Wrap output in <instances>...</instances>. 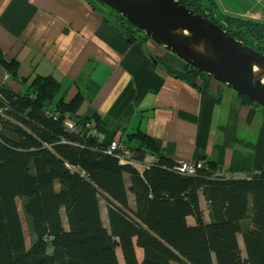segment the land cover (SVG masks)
Listing matches in <instances>:
<instances>
[{
  "label": "trees",
  "instance_id": "trees-1",
  "mask_svg": "<svg viewBox=\"0 0 264 264\" xmlns=\"http://www.w3.org/2000/svg\"><path fill=\"white\" fill-rule=\"evenodd\" d=\"M180 2L264 54L263 22L224 14L214 0ZM108 10L129 41L149 38ZM184 65L182 73L166 70L205 94L213 78ZM18 69L19 62L0 51V264H119L117 248L124 264H264V170L225 177L208 159L195 174H183L137 128L122 142L131 151L126 158L154 157L139 172L120 162L118 150L107 152L104 138L63 125L66 117L98 125V116L78 114L82 91L68 98L52 76H36L17 91L7 81L24 82ZM239 141L241 147L254 145ZM246 167L240 158L224 171L233 175Z\"/></svg>",
  "mask_w": 264,
  "mask_h": 264
},
{
  "label": "crops",
  "instance_id": "crops-1",
  "mask_svg": "<svg viewBox=\"0 0 264 264\" xmlns=\"http://www.w3.org/2000/svg\"><path fill=\"white\" fill-rule=\"evenodd\" d=\"M217 5L224 14L264 22V0ZM0 51L19 62L24 82L11 84L17 91L36 76L58 80L68 98L82 91L78 114L99 117L105 144L138 128L174 161L211 159L224 171L239 163V139L251 140L253 147L242 151L252 152V171L264 170V108L217 80L202 94L175 77L166 69L182 73L179 58L151 40L129 41L116 17L94 0H0ZM153 160L147 153L131 164L141 172ZM187 221L194 223L191 216Z\"/></svg>",
  "mask_w": 264,
  "mask_h": 264
},
{
  "label": "water",
  "instance_id": "water-1",
  "mask_svg": "<svg viewBox=\"0 0 264 264\" xmlns=\"http://www.w3.org/2000/svg\"><path fill=\"white\" fill-rule=\"evenodd\" d=\"M94 1L124 17L186 65L264 108V54L236 39L208 17L180 0ZM222 169L220 166L219 170Z\"/></svg>",
  "mask_w": 264,
  "mask_h": 264
},
{
  "label": "rangeland",
  "instance_id": "rangeland-1",
  "mask_svg": "<svg viewBox=\"0 0 264 264\" xmlns=\"http://www.w3.org/2000/svg\"><path fill=\"white\" fill-rule=\"evenodd\" d=\"M215 1V4H216V6H217V8H218V5H217V0H214ZM106 7V6H105ZM107 8V7H106ZM108 9V8H107ZM219 10V9H218ZM260 22H263V21H260ZM264 23V22H263ZM130 24V23H129ZM139 40H141V39H139ZM148 40H150L149 38H148ZM152 41V40H151ZM172 54V53H171ZM172 56H175L174 54H172ZM176 58H178L177 56H176ZM184 68H185V66H184ZM5 80H7V79H5ZM13 82V79H10V80H8L7 81V83L9 84V83H12ZM225 89H229V87H226L225 86ZM262 108V107H261ZM72 119V118H71ZM74 121V120H73ZM84 122H86V121H83V122H79V121H77V123H84ZM87 122H89L91 125H92V127H91V130H93V131H96L97 133H99L100 135H99V137H97V138H101V139H103L104 138V135L101 133V131L97 128V125L95 124V122L93 121V120H91V121H87ZM83 125V124H82ZM83 127V126H82ZM83 129V128H82ZM83 131H84V129H83ZM86 135L87 136H92L93 138H96L94 135H91V133H86ZM128 138V137H127ZM250 138H252V137H250ZM252 139H254V138H252ZM112 141H116L117 143H118V145L120 146V148L119 149H117L123 156H130L131 155V151H129V149H127V147H126V145L124 144V143H122L123 142V140H120V138H117V139H112L111 141H109V144L112 142ZM244 149H246L245 147H244ZM244 149H242V150H244ZM240 151V153H239V155H240V158H241V160L244 162V164L247 166L246 168H245V173L246 172H250L251 171V169L253 168L252 166H251V163H250V161H252V159L250 158V161L248 160H246V161H244V156H246V152H244V151ZM252 157V156H251ZM130 159V158H129ZM179 159H184V160H187L186 158H178V159H176V161L177 160H179ZM247 159H248V157H247ZM130 160H133V159H130ZM207 161V160H206ZM206 161H203L202 159L201 160H197V162H206ZM249 167H250V169H249ZM198 169V168H197ZM225 172H222V173H220V174H224ZM16 203H17V207H18V210H19V214H20V217H21V221H22V227H23V231H24V236H25V243H26V245H29V242H30V236H29V232H28V226H27V218H26V216L24 215V213H23V211H22V207H21V200L19 199V198H17L16 199ZM101 204H102V206H104L103 205V202H101ZM101 212H102V217H103V221H104V225L106 226V227H108V224H107V220H106V216H105V214H104V207H102V209H101ZM64 218V217H63ZM238 237H239V239L241 240V236H240V234L238 235ZM241 242V241H240ZM117 251L119 252L120 251V249L119 248H117ZM136 252H137V256H138V258H141L142 257V252H141V250L139 249V248H137L136 249ZM171 264H178V263H176V262H171Z\"/></svg>",
  "mask_w": 264,
  "mask_h": 264
},
{
  "label": "built area",
  "instance_id": "built-area-1",
  "mask_svg": "<svg viewBox=\"0 0 264 264\" xmlns=\"http://www.w3.org/2000/svg\"><path fill=\"white\" fill-rule=\"evenodd\" d=\"M7 75L5 74L3 76V79H7ZM63 125L65 127H67L69 130H75L77 131L78 133H81V132H85V133H91V135H94L96 138L99 137V133H97L96 131H93L91 130V127L92 125L87 122L86 124L82 125V124H77L73 121V119L71 118H64L63 120ZM83 126V127H82ZM84 131H83V129ZM107 152H113L117 149L120 148V146L118 145V143L116 141H112L110 144L107 145ZM126 160V156H123L121 155L120 156V161H125ZM203 162H197V160H193V159H187V160H184V159H179L176 161L175 165H174V170L180 172V173H183V174H187V175H193L195 174L197 168L203 166ZM224 176L228 177L230 176V174H224ZM233 177H240L239 175L235 174L233 175Z\"/></svg>",
  "mask_w": 264,
  "mask_h": 264
},
{
  "label": "clouds",
  "instance_id": "clouds-1",
  "mask_svg": "<svg viewBox=\"0 0 264 264\" xmlns=\"http://www.w3.org/2000/svg\"><path fill=\"white\" fill-rule=\"evenodd\" d=\"M121 163H131V160L129 159V158H126V160L123 162V161H120ZM175 163H176V160H175ZM203 164H205V162H203ZM221 173L222 172H224L223 170H221L220 171ZM228 172H225L224 174H227ZM224 174H223V176H224ZM228 174H230V173H228ZM233 175H235V174H233ZM233 175H231L230 174V176H233ZM237 175H239L240 177H242V176H244V175H242V174H240V173H238ZM230 176H228V177H230ZM226 177V176H225ZM235 178H239V177H235Z\"/></svg>",
  "mask_w": 264,
  "mask_h": 264
},
{
  "label": "bare ground",
  "instance_id": "bare-ground-1",
  "mask_svg": "<svg viewBox=\"0 0 264 264\" xmlns=\"http://www.w3.org/2000/svg\"><path fill=\"white\" fill-rule=\"evenodd\" d=\"M171 53V52H170ZM180 59V58H179ZM181 60V59H180ZM181 63L183 62L182 60L180 61ZM184 63V62H183ZM73 132H75V133H78L77 131H75V130H72ZM116 253H117V257H118V260H119V264H124L123 263V260H122V256H121V252L119 251H117V249H116Z\"/></svg>",
  "mask_w": 264,
  "mask_h": 264
}]
</instances>
